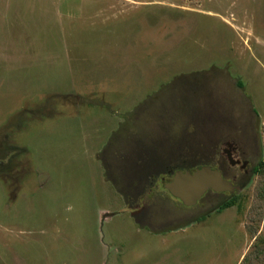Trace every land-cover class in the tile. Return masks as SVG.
Segmentation results:
<instances>
[{"label": "rangeland", "instance_id": "obj_1", "mask_svg": "<svg viewBox=\"0 0 264 264\" xmlns=\"http://www.w3.org/2000/svg\"><path fill=\"white\" fill-rule=\"evenodd\" d=\"M209 69L243 82L258 167L264 0H0V264H264V172L194 207L162 186L136 205L102 152L153 87Z\"/></svg>", "mask_w": 264, "mask_h": 264}, {"label": "flooded vegetation", "instance_id": "obj_2", "mask_svg": "<svg viewBox=\"0 0 264 264\" xmlns=\"http://www.w3.org/2000/svg\"><path fill=\"white\" fill-rule=\"evenodd\" d=\"M227 79L237 85L230 93L223 86ZM244 89L240 79L236 82L228 71L217 69L181 72L170 84L153 87L102 150L120 165L123 173L112 182L123 185L124 198L138 205L142 192L165 189L178 172L201 166L217 168L235 185L249 180L257 168L253 165L259 155V123L250 101L244 103ZM215 153L218 165L211 163ZM102 159L111 174L114 168ZM133 216L137 220L136 212ZM147 216L143 210L139 217Z\"/></svg>", "mask_w": 264, "mask_h": 264}, {"label": "water", "instance_id": "obj_3", "mask_svg": "<svg viewBox=\"0 0 264 264\" xmlns=\"http://www.w3.org/2000/svg\"><path fill=\"white\" fill-rule=\"evenodd\" d=\"M240 187L225 179L217 168L211 166L180 171L165 184V189L171 196L186 207L196 206L209 191L234 193Z\"/></svg>", "mask_w": 264, "mask_h": 264}, {"label": "trees", "instance_id": "obj_4", "mask_svg": "<svg viewBox=\"0 0 264 264\" xmlns=\"http://www.w3.org/2000/svg\"><path fill=\"white\" fill-rule=\"evenodd\" d=\"M259 172H264V161H262L258 167L256 168V173H259ZM238 204V199L236 196H233L232 198L228 199L227 202H225L222 207H221V210L222 209H226V208H230V207H233L235 205ZM239 207H242L241 204H239Z\"/></svg>", "mask_w": 264, "mask_h": 264}]
</instances>
